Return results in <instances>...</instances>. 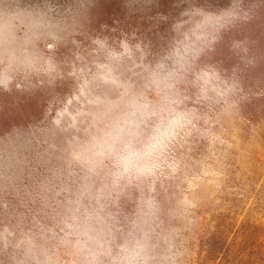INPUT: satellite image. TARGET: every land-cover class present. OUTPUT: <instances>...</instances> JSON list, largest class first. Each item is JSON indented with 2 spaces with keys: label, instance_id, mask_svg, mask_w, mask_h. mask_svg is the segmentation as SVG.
<instances>
[{
  "label": "rangeland",
  "instance_id": "obj_1",
  "mask_svg": "<svg viewBox=\"0 0 264 264\" xmlns=\"http://www.w3.org/2000/svg\"><path fill=\"white\" fill-rule=\"evenodd\" d=\"M0 23L55 69L0 87V264L135 241L148 264H264V0H0Z\"/></svg>",
  "mask_w": 264,
  "mask_h": 264
},
{
  "label": "clouds",
  "instance_id": "obj_2",
  "mask_svg": "<svg viewBox=\"0 0 264 264\" xmlns=\"http://www.w3.org/2000/svg\"><path fill=\"white\" fill-rule=\"evenodd\" d=\"M244 18L246 16L242 15L240 5L236 3L233 15L227 19L224 26L219 28V32L221 29L227 28L233 20ZM214 34L202 35L198 43L186 46L185 50L190 56L191 62H196L206 51H214V45L220 39V36L218 39H214ZM53 71L55 69L51 63L42 61L36 53H29L24 47V42L16 37L15 32L11 29L6 30L5 25L0 23V87L7 89L22 73L48 75ZM205 72L209 74L211 80L223 84V96L235 95L238 91H242L239 81L235 79V71L233 72V79L230 81L222 79L221 74L211 65ZM17 149L18 146L15 141L0 143V157H3L5 161H10L15 156ZM131 227L134 232L137 229H142V222L140 220L134 221ZM108 264H148V257L139 242L135 241L121 245L117 254L111 258Z\"/></svg>",
  "mask_w": 264,
  "mask_h": 264
},
{
  "label": "water",
  "instance_id": "obj_3",
  "mask_svg": "<svg viewBox=\"0 0 264 264\" xmlns=\"http://www.w3.org/2000/svg\"><path fill=\"white\" fill-rule=\"evenodd\" d=\"M229 34H230V33H229ZM230 37H231V36H229V35H226V37H225V38H226V39H228V38H230Z\"/></svg>",
  "mask_w": 264,
  "mask_h": 264
}]
</instances>
